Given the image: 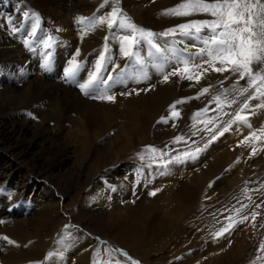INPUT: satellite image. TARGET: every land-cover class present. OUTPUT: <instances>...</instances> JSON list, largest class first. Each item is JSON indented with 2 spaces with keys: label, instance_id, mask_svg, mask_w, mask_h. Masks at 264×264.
<instances>
[{
  "label": "bare ground",
  "instance_id": "bare-ground-1",
  "mask_svg": "<svg viewBox=\"0 0 264 264\" xmlns=\"http://www.w3.org/2000/svg\"><path fill=\"white\" fill-rule=\"evenodd\" d=\"M1 1H4V3L0 11V20L2 22L0 25H3V22H6V19L10 17L13 19L16 26L19 27L21 23L24 22L25 26H28L29 28L27 27L21 32L23 36V38H21L22 43H20L18 39L14 44L10 43L7 38H5L6 40L1 39L3 44L0 43V86L9 84L10 80L7 76H12L19 69L22 71L29 69V71L25 72V76L31 75L32 69H35V67L37 68L38 63H36V66L34 67L31 65L33 63V58L31 57L30 51L35 47L36 52L38 53L37 60L40 59L38 58L40 54L43 61L46 55L42 56L41 49L39 50L37 47L43 44V39L50 36L53 38V46L51 47L52 57L50 65L47 63L49 68H54L58 71V69L62 67L60 70V72H62L60 73V76L64 78V83L69 80L75 81L76 89L80 91L78 97L76 96L77 99L75 102L74 99H71V96L74 94H72L70 88L63 85L60 87L55 85L54 87H51L52 90H50V85L49 83L44 82V78L36 77L35 79H37L38 83L33 81L30 83L28 81L27 84L22 87L21 90L23 91H21L20 88L17 90L18 87L15 89L5 87V89L0 92L1 101L17 105L18 108L30 113L36 118H39L41 124L52 123L58 125L72 123L71 116L68 117V114L66 115V113L71 107H77L76 109L79 110L80 105L84 106L89 103L85 99L87 95L81 90L79 85L87 83L91 68L93 69V72L96 71L95 65L101 56L105 57L102 68L105 75L106 73L110 75L116 71L120 72V75L114 73V78L109 80L112 83H117V85L125 84V86L118 89V95H113L115 96V102H107L105 100V102H107L105 108L106 110L108 109V111H103L99 106H93L92 108L98 109L94 113L97 118H102V127H104L105 130L117 133V121L124 122V126H122L121 129H128V134L136 135V137L138 136L135 140L140 142L149 141V134L151 133L150 131H152L151 129H154V126H156L155 138H160L167 134L166 132L169 125L165 123H157V121H159L162 116H169V105L173 104L174 101L181 99L182 96L186 98L194 95L195 97L202 87H209V92L200 96L198 100L191 99L185 104L177 105V110L180 111V121L175 127L172 126L171 128L178 130L182 122H185L184 117L191 112V110L193 111L194 108H196L197 112L200 109L206 108L204 107L205 103L207 104V102H211V100L215 101L213 99L214 96L223 94L222 100L224 102L219 105L220 107L218 106L220 109H217L215 102L213 105L211 104L210 110L198 119L200 128L209 127L211 130L216 131L214 135H218V133L222 131V129H220L222 127L215 126V122L218 121L216 120V117H218L219 114H224V111H226L228 116L229 114L232 115L229 119L230 123L234 119L236 112L239 110L241 103L247 95L245 94V96H241L238 91L232 89L236 77L225 79L224 83L221 84L219 81L223 77L219 73H210L208 79L201 80L199 84H196L195 81L188 82V80H183L179 77H171L168 82H163V74L158 73L153 67L159 63V57L161 54L156 53L155 50L146 43L138 48L137 51L144 60L142 66L143 70L148 73L150 78L141 79L140 82H134L132 79H127L125 77L134 73L138 74V69L141 68V65L136 64L133 60H129L121 54L118 38L122 33L119 31L114 34L113 31L107 29L106 26L98 27L95 30H88L84 25V31L86 32L83 31L81 33L80 29V34L77 36L78 41L76 44L70 46V49L73 48L70 50L68 49L69 44H64V41H70L69 39L63 34L59 35V33L54 30L51 32L47 28H44L45 23L53 26L54 22L62 21L63 19L67 21L74 15H79L85 18L92 17L94 14L97 16L103 15L105 12L111 10L108 5L104 8H100L103 0H50L48 3L47 0H34V2L31 1L27 5H21L22 2L18 0ZM181 2L182 0H120L119 6L136 25L145 29H151L154 33L164 32L167 20L171 24H177L184 23L190 19L211 18L206 15L192 17L161 15L164 9L172 8ZM45 4H47V9L45 8ZM41 5H43L44 8L40 9ZM33 12L39 14V24L36 26V36L29 38L32 43L31 47L28 48L25 47L23 39L25 38V34L35 26V18L32 16ZM5 29L6 27L4 25L0 26V34L5 33ZM9 32H11V26ZM106 37L108 39H105ZM157 39L160 40L161 43L165 40L164 37H157ZM58 40L62 41V43ZM69 43H71V41ZM201 46L202 45L197 44V46L192 48L191 51L196 52ZM177 47H182V45H177ZM77 49H79V55L75 56ZM72 54L73 56H71ZM73 59L80 63V70L74 78H66L65 69L70 66V62ZM8 61L11 62L8 63L7 66L12 64V67L2 71L5 62ZM48 61H50V59ZM88 63L89 70H87ZM116 65H119V67H116ZM8 70L10 71L9 74L4 73ZM105 75H103L102 78H104ZM224 75L227 76L229 74L225 73ZM244 84L245 81L241 80L240 85ZM136 85H144V89L147 88L149 90H137L138 88H135ZM152 85L155 87H151ZM56 88L62 92L63 98L56 94ZM13 89L17 91L13 92ZM103 89L104 91L102 94L111 95L115 92V90H113L109 93L108 88H105L104 86ZM133 89H135L136 92H139V94L133 92ZM19 90L21 91L20 93ZM225 90H227V92H225ZM87 91L90 92L89 89H87ZM43 92H46L47 94L46 99L41 98ZM129 92L131 94L122 95V93ZM225 97L226 100L224 99ZM38 98L41 100H38ZM56 98H58L57 101ZM232 100H236V103H231ZM35 101H39V103H35ZM249 103L255 105L259 103V101H249ZM215 109H217V111L216 116L214 117L212 116V113ZM85 113L86 111L84 110L82 116H84ZM245 113L248 115L249 122L252 125L251 128L240 123H232L229 131L224 132L223 135H218V138L211 141L208 146L205 145L206 147L201 149L195 159H184L181 162H178V164L173 166L169 165V167L165 169L163 168V170L153 169L149 172L144 171L143 168H139L137 170L141 172H135L136 174L129 173L130 175H128L129 177L127 180L129 182H127L128 188L126 187V189L122 191V195L124 196L121 198H127L129 195L130 198L134 200L135 205L133 208H129L128 212H126L127 210L125 211L128 218H120L116 216L115 222L114 220L113 222L118 228V240L123 245H126L127 248L132 251V254L138 257L137 259L145 261L143 256L152 252L150 250L151 246H155L157 250L165 247L167 242L172 238L171 231L174 230L177 234L181 235L186 233L188 229L194 231V236L184 250L185 252H188L194 246H197L199 248V254L196 257L194 255V258H191L186 264H240L248 253L252 256V259L256 258L255 256L256 253L258 254L257 250L259 248L252 250L253 238L251 239L248 227L241 229L236 235L228 234V231L222 236L216 235V233L222 228H225L221 227L220 222H223V220L229 222L233 216V213L227 208H221L228 198L226 196L227 190L234 187L233 185H229V183L234 182V180L230 179L228 175L246 181L248 177L254 176L256 172L260 171V169H264V133L260 131L261 129H264V109L253 107L250 110H245ZM187 117H190V115ZM210 117H212V119ZM191 121L192 120H190V123ZM80 125L85 127L86 122H82ZM145 131L149 132L148 136L146 134L147 137L144 135ZM253 131L257 133L256 138L250 136V133ZM3 134L4 129L3 125H1L0 143L9 140L8 136L4 135L3 137ZM82 135L83 137L78 139V142H80L78 144L80 147L78 151H81L84 154L86 151L85 148L88 146L87 143L89 144V139L91 137H88V132ZM95 135L97 136V134ZM98 135H100V133ZM245 137H249V139L245 140ZM127 143L128 141L124 140V143L118 146L117 153L119 152L121 154L124 151L123 149L126 148L127 150H130L128 149L129 146ZM141 147H143V145ZM108 148L111 149L110 147ZM253 148L256 150L255 154H253ZM109 149L104 151V153H108L107 155L111 158L115 155V152L114 149ZM27 156V151L21 153V157L24 160L33 159ZM79 156L80 154L75 158L78 159ZM100 156L103 155L101 154ZM100 158L96 161V164H99V166L102 165ZM91 168V173L85 177L86 183L98 172L97 166ZM76 183L79 184V182ZM221 184L228 185L226 187L225 185L221 187ZM156 189H160V191L156 192V195H149L150 192ZM135 190L139 192L134 195ZM156 196L157 198H155ZM218 198H220L221 202L211 205L213 204L212 202ZM159 205L165 207L160 213L158 211ZM236 207L238 208V205L235 203L231 206L234 213L237 212ZM46 209L48 212H51L49 207ZM253 212L257 213L255 210H252L250 213L248 211L250 219H252ZM5 213L6 212H3V215ZM199 214L200 218H196L198 221L195 222L194 226L192 219L198 217ZM175 215L177 216L174 217ZM16 219L17 218L9 219L8 216L0 218V220L4 221V224L6 225H8L11 220L9 224L12 227L8 230V235L15 240L16 237L13 233V228L17 226L19 218ZM32 229L33 231L35 230L34 232L36 235L40 232L37 227H32ZM72 229L73 228L71 227H66L64 233H60L63 234V238L59 244L63 248H67L68 251L76 250L78 252L91 244L89 238L83 234L82 230L80 232ZM24 233L28 234L27 231ZM29 236L31 237V235ZM66 236L69 237L66 238ZM129 240L132 241V244H130ZM151 240L155 243H152ZM230 240L231 242L226 247L227 242ZM33 243L34 248L32 254H34L35 251L46 249V247L49 246V244L38 239ZM44 244H46V247L43 246ZM35 246H37L36 249ZM116 247L118 248L119 246ZM251 250L252 253H250ZM80 253L82 254L80 255L81 258L83 259L81 264H83L87 254L85 251H81ZM14 258L15 256H12L10 259L13 261ZM151 259L154 260L153 258Z\"/></svg>",
  "mask_w": 264,
  "mask_h": 264
},
{
  "label": "rangeland",
  "instance_id": "rangeland-1",
  "mask_svg": "<svg viewBox=\"0 0 264 264\" xmlns=\"http://www.w3.org/2000/svg\"><path fill=\"white\" fill-rule=\"evenodd\" d=\"M18 1L22 2L21 5H27L31 1L34 2V0ZM48 2H50V0H47V3ZM3 3L4 1L2 2L0 0V11L3 7ZM46 7L47 4H45V8ZM42 8H44L43 5H41L40 9ZM77 17L80 16L74 15L67 21L64 19L62 21H56L53 23V26L45 23L44 28H47L51 32L54 30L58 32L59 35L63 34L71 41V43H69L70 41L67 39L66 42L64 41L65 45L69 44L68 49H70L71 45L77 43V36L80 34V29L81 33L84 31V25L77 22ZM0 24H2L1 20ZM177 24H171L167 20L164 30H166V28L168 29V27L172 28ZM3 25L6 27V32L0 34L1 44H3L1 39L5 38L13 44L17 42V39L22 43L21 38H23V36L21 32L28 27L25 26L24 22L19 26L20 31L17 33H13L12 31L9 32L10 26L7 22H3ZM177 38L179 39V37ZM165 39L169 41L171 40L170 37ZM59 42L62 43V41ZM37 48H39V50L41 49L42 56L48 51L52 52L51 48L46 49L43 44ZM30 52L31 57L33 58V63L31 65L34 67L36 66V63H38L37 68L35 67V69H32V74L30 73L31 75L29 76H25V72L29 71V69L23 71L19 69L12 76L8 75L7 77L10 80L9 84L0 86V92H2L5 87H8L9 89H15L18 87L17 90L19 88L21 90L28 81L30 83H32V81L38 83L35 78L39 77L42 79L44 78L43 80H45V83H49L50 90H52L51 87H54L55 85L58 87L63 85L70 88L72 94H74L71 96V99H74L76 102L80 91L76 89L75 81L69 80L64 83V78L60 76V73H62L60 72L62 67H60L58 71L57 69L49 68L51 58L45 56L42 61L40 54L38 57L40 59L37 60L38 53L36 52L35 47L32 48ZM71 56H73V54ZM49 59L50 61H48ZM44 61L49 65L47 64L46 67H42V65H45ZM10 62L11 61L5 62L2 71L12 67V64L7 66ZM89 69L88 63L87 70ZM9 72L10 71L8 70L4 73L9 74ZM92 72L93 69L91 68L90 74ZM114 73L120 75V72L116 71ZM114 73L110 74L112 78H114ZM103 75H105V72L101 70L98 76L99 79H97L94 84L89 85L88 89L90 92L87 97H85L86 101L89 102H85L87 103L85 104L87 107L85 105H80L79 110L76 109L77 107L69 108L71 110L68 109L69 112L67 111L66 115L68 114L67 116H71L70 118H72V123L69 124H41L39 118H33V115H29L30 113L18 108L17 105L1 101L2 99L0 98V126L3 125L4 129V134L2 136L4 137L5 135L9 138V140L0 143V218H3L4 216H8L9 219L19 218L17 226L13 228L16 240L8 235V230L12 227L9 224L11 220L8 225L4 223L0 224V264H36V262H40V264H81L83 261L80 256L82 255L80 253L81 251H85L87 254L83 264H134L135 261H138L139 264H186L191 258H194V255L195 257L198 256L199 248L197 246H194L188 252H185L184 250L189 244V241L193 239L194 231L188 229L186 233L180 235L173 230L171 231L172 238L167 242L165 247L157 250L155 246H151L150 250L152 252L143 256L145 261H141L137 259V256L132 254V251L127 248L126 245H123L118 240V228L115 226L114 222L116 216L120 218H128L125 211L127 210L126 212H128L129 208H133L135 205L134 200L131 199L129 195L127 198H121L124 196L122 195V191L126 189L128 186L127 184L129 183L127 181L129 177L128 175H130L129 173L136 174L138 172L137 169L139 168H143L144 171L149 172L153 169L163 170V168L165 169L169 167V165L173 166L178 164V162L184 160L178 159L184 153H194L196 149H203L208 146L210 142L214 140L212 137L216 131L211 130L209 127L200 128L198 121L200 117L197 121H193L192 117L193 114L196 113V108H194L193 111L191 110V112L184 117L185 122H182L178 130L171 127L173 124L177 125L180 118L175 120L169 119L167 123V125H169L166 132L167 134L160 138L157 137L158 139L155 138L156 126H154V129H151L153 132L150 131L149 141L141 142L135 140L138 136L129 135L127 131L128 129H121V127L124 126V122L121 121H117V133L107 131L102 127V118H97L94 113L98 109L92 107L99 106L103 111H108V109L106 110L105 108V104L109 101L105 102V100L93 99L91 96L93 94H102L104 91L103 86L108 88L109 93L115 90L111 95H118V89H121L125 84L117 85V83H112L108 77H106L110 76L108 73H106L104 78H102ZM135 88H138L137 90H142L145 86L136 85ZM14 89L12 90L13 92L17 91ZM20 90L19 93L23 91ZM55 90L56 94L63 98L62 92L57 88ZM192 97H194V95ZM41 98H47L46 92L41 94ZM181 98L184 97L182 96ZM57 99L58 98H56V101ZM38 100L41 99L38 98ZM35 103H39V101H35ZM214 103L215 101L213 100H211V102L208 101L207 104H204V107L209 108L208 110H210L211 104L213 105ZM215 104L217 109H220V106L217 105V103ZM217 109L214 110L212 116H216ZM84 110L86 113L82 116ZM224 112L222 115L219 114V119L216 117V120L218 121L215 122V126L222 127L220 128L222 130L229 125L227 123H229V119L232 117L230 114L228 116L226 111ZM188 115H190V117H187ZM210 118L212 119V117ZM190 120H192L191 123ZM82 122H86L85 127L80 125ZM209 129L211 131H209ZM86 132L89 134L88 137L91 138L89 139L90 142L89 144L87 143L88 146L85 148L86 151L83 154L81 151H78V149H80L78 146L80 143L78 142V139L83 137L82 134ZM99 133L100 135H98ZM148 133L149 132L145 131V137L148 136ZM193 133H195V135H193ZM95 134H97V136ZM175 137H183V139L179 142H174ZM217 138L218 135H216V139ZM124 140L128 141L127 144L131 147H128V149L130 150H127L126 148L123 149L124 151L121 154L119 152L117 153L118 146L123 144ZM142 145L143 147H141ZM148 145H152L156 149L162 150L163 155L157 152L154 154V159H152L150 158V155L146 154L144 159L141 160L138 154L145 152V146ZM107 149H114L115 155L110 158L109 155H107L108 153H104ZM23 151H27V157L33 159L24 160L21 157ZM79 154L80 156L76 159L75 157ZM101 154L103 156H100ZM99 158L102 161L101 166L96 164V161L99 160ZM93 166H97L98 172L86 183L85 177L91 173L90 169H92L91 167ZM228 177L234 180V182L229 183V185H233L234 187L227 190L228 195L226 194V196L228 198L224 203L225 205L223 204V207L221 206V208H227L233 213V216L231 221L226 222L223 220V222H220V225L221 227L227 228L232 224L233 227L227 232L231 235H236L241 229L248 227L251 239L253 238L252 250L259 248L257 250L258 254L256 253V258L252 259V256L248 253L240 264H264V250L260 249V245L264 243V227H260L261 224H264V203H262V201H264V187H262V185H264V169H260V171L256 172L254 176L248 177L246 181L234 178L232 175H228ZM76 182H79V184ZM224 185L226 187L228 184ZM224 185L221 184V187ZM175 186L178 187L177 185ZM113 187L115 188V191L112 190ZM245 189L248 190L247 193L244 191ZM138 192L139 191L135 190L134 195L138 194ZM248 197H251V200H249ZM155 198H157V196ZM220 202V198H218L212 202L213 204H210L214 205ZM234 203L238 205V208H236L239 210L235 213L231 208ZM257 205H260V207H257ZM48 207L51 212L47 211L46 208ZM164 208L163 205H159V213ZM252 210L259 213L255 220H252L249 217V213ZM3 212H6L7 214L5 213L3 215ZM176 216L177 215L174 217ZM244 217H248V219L244 220L243 223H240ZM196 218H200V214L198 217L192 219L194 226L195 222L198 221ZM254 224L256 227H253ZM32 227L39 228L40 232L38 235L35 234V230L33 231ZM66 227H71L73 228L72 230L80 232L82 230L83 234L89 238L91 244L86 248L79 250L80 252H77L76 250L68 251L67 248H63L59 244L63 238V234L60 233H64ZM26 231L31 237L27 233H24ZM3 236L9 237L11 240L15 241L16 244H9L2 239ZM68 237L69 236H66V238ZM37 239L49 244V246L46 247V244H44L43 246H45L46 249L35 251V253L32 254L34 248L33 242ZM106 241L112 248H114V250ZM151 241L152 243H155L153 240ZM129 242L132 244L131 240H129ZM230 242L231 240L227 242L226 247ZM116 246L119 247L117 248ZM36 247L37 246H35V249ZM252 250L250 253H252ZM123 253H127V255L125 256ZM11 255L13 257L15 256L13 261L10 259L12 257Z\"/></svg>",
  "mask_w": 264,
  "mask_h": 264
},
{
  "label": "snow or ice",
  "instance_id": "snow-or-ice-1",
  "mask_svg": "<svg viewBox=\"0 0 264 264\" xmlns=\"http://www.w3.org/2000/svg\"><path fill=\"white\" fill-rule=\"evenodd\" d=\"M119 3L120 0H103L100 8L108 5L111 9L110 11L100 16L94 14L92 17L85 18L80 16L76 19L79 24L85 25L88 30H95L98 27L106 26L114 34L117 31L122 33L118 38L121 54L129 60H133L136 64L141 65V68L138 69V74L134 73L125 78L132 79L134 82L150 78L148 73L143 70L144 60L137 51L145 43L154 49L156 53L161 54L159 63L153 67L158 73L163 74V82L165 83L171 77H179L180 79L195 81L196 84H199L201 80H207L210 73L221 74L223 77L219 81L221 84L224 83L225 79L236 77L232 89L238 91L241 96L247 95L236 112L234 119L218 135H223L224 132L229 131L232 123H240L249 128L252 127L245 110H250L253 107L264 109V0H182L178 5L164 9L161 15L174 17L206 15L211 18L190 19L166 29L163 33H154L151 29H145L136 25L123 12ZM32 16L35 18V26L25 34V38L23 39L25 47L28 48L31 47L32 43L29 38L36 36V26L39 24V14L33 12ZM6 22L11 26L13 33L20 31L12 18H7ZM157 37H170L171 40L165 39L161 43ZM52 39L50 36L43 39L42 43L46 49L52 47ZM105 39L108 38L106 37ZM197 44L202 46L196 52L191 51ZM177 45H182V47H177ZM45 55L51 58L52 52L48 51ZM78 55L79 49L75 53V56ZM104 60L105 57L101 56L95 65L96 71L90 74L87 83L79 85L86 95L89 94L87 91L89 85L94 84L98 79ZM46 66L47 63L42 65V67ZM80 67V63L73 59L70 62V66L65 69V77L74 78L79 72ZM116 67H119V65H116ZM225 73L229 75L225 76ZM108 79L113 78L110 76ZM241 80L245 81L244 85H240ZM151 87L154 88L155 86L152 85ZM148 90L147 88L142 89V91ZM132 91L136 92L135 89ZM208 92L209 87H202L196 97H186L174 101L173 104L169 105V116H162L157 123L167 124L169 119H179L180 111L177 110V105L185 104L191 99H199L200 96ZM128 94L131 93H122V95ZM136 94H139V92H136ZM222 95L213 97L217 105L224 102ZM91 98L115 102V96L113 95L93 94ZM224 99L226 100V97ZM249 101H259V103L252 105ZM231 103H236V100H232ZM207 111V108L198 110L193 114V121H197ZM172 126L175 127V124ZM209 131L211 130L209 129ZM260 131L264 133V129ZM250 136L256 138L257 133L253 131L250 133ZM181 139L183 137H175L174 142H179ZM212 139H216V135H213ZM248 139L249 137H245V140ZM200 151L201 149H196L194 153H184L178 159H195ZM157 152L163 155L162 150L148 145L146 146V151L138 155L141 160L144 159L146 154L154 159V154ZM255 152L256 150L253 148V154ZM112 190L115 191V188L113 187ZM158 191L160 189L150 192L149 195L154 196ZM244 191L247 193L248 190L245 189ZM248 198L251 200V197ZM257 207H260V205H257ZM257 215L259 213L253 212L252 219L255 220ZM247 219L248 217H244L240 223H243ZM2 223L4 221L0 220V224ZM232 227L233 225L230 224L227 228H222L216 235H223ZM253 227H256V225L254 224ZM260 227H264V224H261ZM2 239L9 244H16L15 241L7 236H3ZM260 249L264 250V243L260 245ZM123 255L126 256L127 253H123ZM36 264H40V262H36ZM134 264H139V262L135 261Z\"/></svg>",
  "mask_w": 264,
  "mask_h": 264
}]
</instances>
